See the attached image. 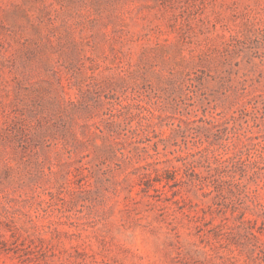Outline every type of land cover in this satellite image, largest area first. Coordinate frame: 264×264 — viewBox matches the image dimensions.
Returning <instances> with one entry per match:
<instances>
[{
	"label": "rangeland",
	"instance_id": "374dc122",
	"mask_svg": "<svg viewBox=\"0 0 264 264\" xmlns=\"http://www.w3.org/2000/svg\"><path fill=\"white\" fill-rule=\"evenodd\" d=\"M0 264H264V0H0Z\"/></svg>",
	"mask_w": 264,
	"mask_h": 264
}]
</instances>
